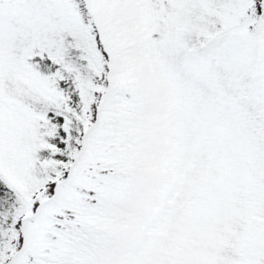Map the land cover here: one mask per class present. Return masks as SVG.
Wrapping results in <instances>:
<instances>
[{"label": "snow or ice", "instance_id": "obj_1", "mask_svg": "<svg viewBox=\"0 0 264 264\" xmlns=\"http://www.w3.org/2000/svg\"><path fill=\"white\" fill-rule=\"evenodd\" d=\"M0 264H264V0H0Z\"/></svg>", "mask_w": 264, "mask_h": 264}]
</instances>
